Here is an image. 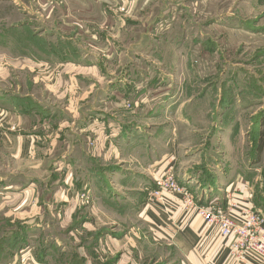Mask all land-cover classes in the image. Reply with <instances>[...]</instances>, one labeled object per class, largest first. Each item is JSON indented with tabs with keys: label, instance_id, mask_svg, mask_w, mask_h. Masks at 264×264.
Returning a JSON list of instances; mask_svg holds the SVG:
<instances>
[{
	"label": "rangeland",
	"instance_id": "374dc122",
	"mask_svg": "<svg viewBox=\"0 0 264 264\" xmlns=\"http://www.w3.org/2000/svg\"><path fill=\"white\" fill-rule=\"evenodd\" d=\"M22 29L53 37L63 53L87 63L110 66L122 58L124 64L144 65L143 80L154 85L143 101L134 103L140 90L124 98L123 112L140 113L146 105L160 112L168 100L159 101L158 94L162 88V93L172 90L176 102L165 118H158L154 135L177 128L187 173L202 187L224 180L236 189L245 185L253 208L264 215V0H0V32ZM137 41L139 53L130 55ZM156 172L154 167L150 176ZM168 172L199 202L179 183L184 171L177 177L169 166L152 184L150 200ZM78 197L86 201L85 191ZM123 204L129 205L112 208L107 229L83 228L82 207L68 229L31 237L25 232L27 240L35 235L41 240H36L41 247L30 249L44 264H188L143 208L130 198Z\"/></svg>",
	"mask_w": 264,
	"mask_h": 264
},
{
	"label": "crops",
	"instance_id": "0c3cea01",
	"mask_svg": "<svg viewBox=\"0 0 264 264\" xmlns=\"http://www.w3.org/2000/svg\"><path fill=\"white\" fill-rule=\"evenodd\" d=\"M33 35L23 29L0 32V264H44L30 249L42 246L32 234L76 225L73 216L82 207L83 228L107 229L103 226L112 208L124 209L129 198L188 264H237L228 247L231 239L219 238L195 213L185 211L180 195L167 196L163 204L149 198L152 184L169 166L177 177L184 171L179 183L193 190L201 204L221 195L223 205L232 202L234 216L253 208L245 185L236 189L224 180L202 187L197 176L187 173L177 128L154 135L176 93H162V88L157 98L168 103L160 112L146 105L143 112L124 113V98L140 90L134 103L143 101L154 85L143 80L144 65L124 64L122 58L110 66L87 63L63 53L53 37ZM139 43L130 55L139 53ZM154 167L155 177L150 176ZM80 191L86 201H80ZM25 232L31 233L29 240ZM52 239L58 246L55 233ZM243 264L264 261L250 256Z\"/></svg>",
	"mask_w": 264,
	"mask_h": 264
},
{
	"label": "built area",
	"instance_id": "2783aa9c",
	"mask_svg": "<svg viewBox=\"0 0 264 264\" xmlns=\"http://www.w3.org/2000/svg\"><path fill=\"white\" fill-rule=\"evenodd\" d=\"M180 195L187 212H193L207 229L217 232L219 238L231 239L230 254L237 264H243L248 257L264 261V215L254 208H245L239 216L231 212L232 202L223 205L218 199L201 204L180 187L172 173H166L157 181V190L150 196L163 204L166 196Z\"/></svg>",
	"mask_w": 264,
	"mask_h": 264
}]
</instances>
